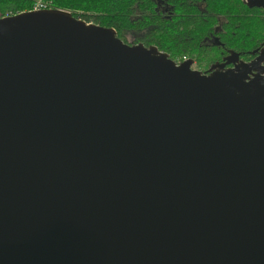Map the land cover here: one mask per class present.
Returning <instances> with one entry per match:
<instances>
[{
  "label": "water",
  "instance_id": "water-1",
  "mask_svg": "<svg viewBox=\"0 0 264 264\" xmlns=\"http://www.w3.org/2000/svg\"><path fill=\"white\" fill-rule=\"evenodd\" d=\"M0 264H264V45L202 72L68 9L0 16Z\"/></svg>",
  "mask_w": 264,
  "mask_h": 264
},
{
  "label": "flooded vegetation",
  "instance_id": "flooded-vegetation-1",
  "mask_svg": "<svg viewBox=\"0 0 264 264\" xmlns=\"http://www.w3.org/2000/svg\"><path fill=\"white\" fill-rule=\"evenodd\" d=\"M138 10L139 31L152 27L153 44L176 62L189 61L202 72L249 61L264 45V0H149ZM184 5V11L176 6ZM117 32V31H116ZM130 35H126V34ZM118 34V33H117ZM129 37V38H127ZM163 48V49H162Z\"/></svg>",
  "mask_w": 264,
  "mask_h": 264
},
{
  "label": "trees",
  "instance_id": "trees-1",
  "mask_svg": "<svg viewBox=\"0 0 264 264\" xmlns=\"http://www.w3.org/2000/svg\"><path fill=\"white\" fill-rule=\"evenodd\" d=\"M34 0H0V16L29 10ZM46 7H59L72 11L74 15L86 21L105 26H112L124 40L126 30L131 29L134 39L142 40L145 44L154 43L153 29L146 30V35L139 31L140 18L137 15L141 9V0H48ZM149 0H143L142 5H148ZM186 6H176L177 11H184ZM163 49V48H162Z\"/></svg>",
  "mask_w": 264,
  "mask_h": 264
},
{
  "label": "rangeland",
  "instance_id": "rangeland-1",
  "mask_svg": "<svg viewBox=\"0 0 264 264\" xmlns=\"http://www.w3.org/2000/svg\"><path fill=\"white\" fill-rule=\"evenodd\" d=\"M38 2L45 3V5H50V1H48V0H34V1H32L31 8H32L36 3H38ZM46 8H47V7H46ZM126 35H130V34L127 33ZM127 38H129V37H127Z\"/></svg>",
  "mask_w": 264,
  "mask_h": 264
},
{
  "label": "built area",
  "instance_id": "built-area-1",
  "mask_svg": "<svg viewBox=\"0 0 264 264\" xmlns=\"http://www.w3.org/2000/svg\"><path fill=\"white\" fill-rule=\"evenodd\" d=\"M41 8H46L45 3L38 2L32 8H30V9H41Z\"/></svg>",
  "mask_w": 264,
  "mask_h": 264
}]
</instances>
